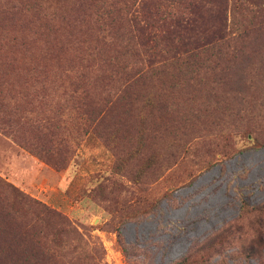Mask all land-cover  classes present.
Instances as JSON below:
<instances>
[{
    "label": "rangeland",
    "instance_id": "rangeland-1",
    "mask_svg": "<svg viewBox=\"0 0 264 264\" xmlns=\"http://www.w3.org/2000/svg\"><path fill=\"white\" fill-rule=\"evenodd\" d=\"M150 9L0 41L6 264H264V0Z\"/></svg>",
    "mask_w": 264,
    "mask_h": 264
},
{
    "label": "trees",
    "instance_id": "trees-1",
    "mask_svg": "<svg viewBox=\"0 0 264 264\" xmlns=\"http://www.w3.org/2000/svg\"><path fill=\"white\" fill-rule=\"evenodd\" d=\"M54 6H56V27H54L51 19H55V15L50 17H45L41 15L43 10L42 8V0H19L17 4H13L8 2L4 7H0V41L4 42L6 40V34L12 31H21L20 38L17 40L16 36L11 37V40L18 42L21 46L29 44V38L26 32L24 31L30 25H38L39 27H45L43 30H52V32H56L59 26H63V24L71 25L77 23L79 20L77 16L81 18L80 11H84L85 8H94V11L97 12V23L99 22L106 24L108 27H111L113 20H109L114 15L124 14L126 15L125 19L127 23H129L133 27L139 26L141 21L146 24L147 17L151 16V7H156L159 9V5L161 4V0H55ZM189 9V7H188ZM29 11V15L31 17L27 18V12ZM55 12V10H53ZM150 12V13H149ZM84 13V12H83ZM188 13H192L191 11ZM41 15V16H36ZM77 15V16H76ZM82 22L84 18H81ZM61 24V25H59ZM192 22H188V20L178 21L177 26H183L185 29L190 27ZM81 26H72L73 29H79ZM72 29V30H73ZM143 29V28H141ZM16 32V33H18ZM74 33V30H73ZM37 34V32H34ZM72 35V34H71ZM155 35H152L149 39L152 40ZM69 34H66L65 38L59 39L52 37V42L50 43L51 49V58H58L65 47L69 46V44L74 45L75 39H68ZM146 38V36H145ZM125 43L123 44L125 47H133L135 42L131 37H127L124 39ZM146 40L145 42H147ZM145 42H139V45L145 44ZM27 47V46H25ZM105 47H103L104 49ZM55 51V53H53ZM100 52V51H99ZM127 52V51H126ZM129 54L133 56L140 55L139 52H129ZM35 71V70H34ZM36 71H45V69L41 68V70L36 69ZM13 192H15V188L10 184H7ZM19 196V203L23 200L28 204H39L38 201L27 199L22 193L16 192ZM17 202V201H16ZM18 203V202H17ZM0 264H6L4 257L2 256L1 246H0Z\"/></svg>",
    "mask_w": 264,
    "mask_h": 264
}]
</instances>
